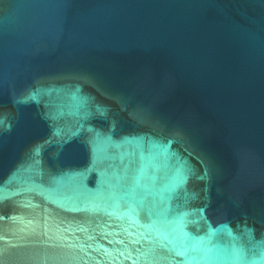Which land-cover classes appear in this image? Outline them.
Returning a JSON list of instances; mask_svg holds the SVG:
<instances>
[{
  "label": "water",
  "instance_id": "95a60500",
  "mask_svg": "<svg viewBox=\"0 0 264 264\" xmlns=\"http://www.w3.org/2000/svg\"><path fill=\"white\" fill-rule=\"evenodd\" d=\"M0 264H264V0H0Z\"/></svg>",
  "mask_w": 264,
  "mask_h": 264
}]
</instances>
